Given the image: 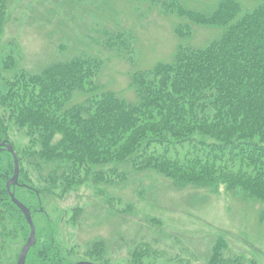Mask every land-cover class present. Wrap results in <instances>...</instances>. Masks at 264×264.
I'll return each mask as SVG.
<instances>
[{
	"label": "trees",
	"instance_id": "obj_1",
	"mask_svg": "<svg viewBox=\"0 0 264 264\" xmlns=\"http://www.w3.org/2000/svg\"><path fill=\"white\" fill-rule=\"evenodd\" d=\"M11 1L0 0V33ZM161 4V14L176 19L177 44L169 60L130 73L133 100L114 90L93 93L100 87L94 79L104 63L93 54L55 60L36 72L2 79L0 105L29 138L28 156L49 167L47 189L60 186L67 192L87 181L107 187L114 183L111 175L119 177L121 171L122 182L132 172L153 171L176 188L213 192L224 185L243 201L259 204L264 218V0L248 12L239 0H218L210 11L188 8L179 0ZM194 27L217 34L205 45H193ZM113 32L106 31L104 48L122 55L121 45L133 43L136 35ZM1 65L4 70L15 68L14 55L2 60L0 70ZM87 91L92 93L89 98L70 103ZM0 141L14 146L2 117ZM153 144L166 149L150 151ZM184 145L188 149L182 158L178 153L168 156V147ZM26 192L36 203L37 194ZM49 222L44 232L52 238ZM220 242L210 264H229L230 259H222ZM50 249L32 248L27 264H67ZM148 250L144 245L142 253Z\"/></svg>",
	"mask_w": 264,
	"mask_h": 264
},
{
	"label": "rangeland",
	"instance_id": "obj_2",
	"mask_svg": "<svg viewBox=\"0 0 264 264\" xmlns=\"http://www.w3.org/2000/svg\"><path fill=\"white\" fill-rule=\"evenodd\" d=\"M160 1L169 0H12L0 33V63L13 54L16 66L4 70L1 65L0 94L4 93L2 79L20 71L36 72L55 60L94 54L101 56L104 63L94 79L100 87L93 93L114 90L133 100L130 73L169 60L177 44L173 32L176 19L161 14ZM179 1L201 11L212 10L218 2ZM239 1L243 12L262 2ZM194 28L193 45H205L217 34L210 28ZM106 31L132 32L136 40L121 45L119 55L104 48ZM91 94L87 91L74 95L70 103L86 100ZM9 115L0 105V117L19 155L20 179L32 192H41L42 213L34 209L39 207L38 198L36 203L28 193L24 198L34 205L39 242L49 249L52 246L49 251L58 253V260L61 257L67 264L85 260L99 264H210L221 241L220 254L224 261L230 259L229 264H264V218L260 217L259 204L243 201L224 185L213 192L176 188L153 171L132 172L122 182L120 170L119 177H110L115 185L107 187L87 181L67 192L60 186L47 189L49 167L38 166L42 160L28 156L29 138L24 130L12 125ZM165 149L164 145L150 147V151L159 153ZM167 149L171 158H176L177 153L182 158L188 148L184 145ZM3 152L0 167L7 168L8 156ZM115 165L120 167V163ZM4 221L1 217L0 240L5 236L0 241V264H16L25 236L23 229L28 236V225L24 227L14 212L12 222L4 225ZM48 221L52 238L44 232ZM144 245L149 248L147 254L142 253Z\"/></svg>",
	"mask_w": 264,
	"mask_h": 264
},
{
	"label": "flooded vegetation",
	"instance_id": "obj_3",
	"mask_svg": "<svg viewBox=\"0 0 264 264\" xmlns=\"http://www.w3.org/2000/svg\"><path fill=\"white\" fill-rule=\"evenodd\" d=\"M5 158H6V162L8 163L7 170L6 171H0V221H1V217H2L5 220L4 225H8L9 222H12V213L14 212L17 215V217L19 218V220L21 222L22 221L24 222V227H26L25 224L27 223V220H26L24 214L22 213V211L19 209V207L13 203V201L11 199L10 192L7 188V182L13 174V172L10 171L11 161H13V157H5ZM4 188H5V191H4ZM10 189H11V191L15 192V196L22 203L27 205L26 200L24 198L26 197V193H27L26 190H28L29 188H28L27 184L20 179V175H19V183L15 187L11 186ZM18 189H19V193H18ZM34 192L37 194V196L40 195L39 191L35 190ZM30 208H31V211L33 212L32 207H30ZM23 233L26 237L24 236V238L22 239L23 244L20 248L19 254H20L21 249L23 248V246L26 243L27 238H28V236L26 235V229H23ZM4 236H5V234L2 236V239L0 240L1 242H3ZM11 237L12 236H10V238ZM10 241H11V239H10ZM52 243H53V241H52ZM41 244H42V242L41 243L39 242L38 235L36 234L35 244L31 247V249L32 248H37V249L41 248L44 245V244L43 245H41ZM0 248H2V247L0 246ZM19 254H18V257H19ZM56 255H57L56 259L58 260V253ZM18 257L16 260V264L18 261ZM91 263L99 264L100 262L99 261H91ZM25 264H27V259H26Z\"/></svg>",
	"mask_w": 264,
	"mask_h": 264
},
{
	"label": "water",
	"instance_id": "obj_4",
	"mask_svg": "<svg viewBox=\"0 0 264 264\" xmlns=\"http://www.w3.org/2000/svg\"><path fill=\"white\" fill-rule=\"evenodd\" d=\"M3 150H7L9 153H11L13 156V159H14L13 175L7 182V188L10 192L11 199H12L13 203H15L19 207V209L22 211V213L24 214V216L27 220V223L30 227L28 239H27L25 245L23 246V248L21 249V252H20V255H19L18 261H17V264H25L27 254H28L30 248L35 244L36 228H35V224H34V221L32 218L30 208L27 207L24 203H22L19 199H17L14 192H12L10 189L11 186L14 187L15 185L18 184V177H19V172H20L18 156H17L12 144L7 143L5 141L0 142V151H3ZM76 264H92V263L87 262V261H80Z\"/></svg>",
	"mask_w": 264,
	"mask_h": 264
}]
</instances>
